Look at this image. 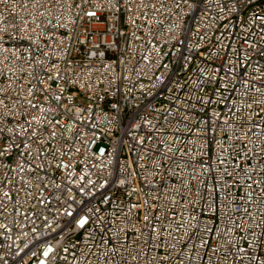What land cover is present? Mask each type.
<instances>
[{
  "label": "built area",
  "instance_id": "1",
  "mask_svg": "<svg viewBox=\"0 0 264 264\" xmlns=\"http://www.w3.org/2000/svg\"><path fill=\"white\" fill-rule=\"evenodd\" d=\"M0 264H264V0H0Z\"/></svg>",
  "mask_w": 264,
  "mask_h": 264
}]
</instances>
